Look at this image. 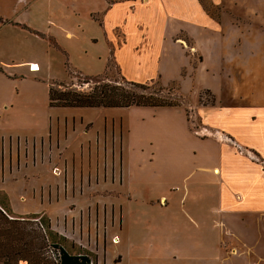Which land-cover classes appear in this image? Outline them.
I'll use <instances>...</instances> for the list:
<instances>
[{
    "label": "rangeland",
    "instance_id": "rangeland-1",
    "mask_svg": "<svg viewBox=\"0 0 264 264\" xmlns=\"http://www.w3.org/2000/svg\"><path fill=\"white\" fill-rule=\"evenodd\" d=\"M1 2L4 4V0ZM112 2L117 7L109 10L108 3ZM189 2L194 3L180 2L186 14L163 17L165 32L161 39L152 30L157 17L131 15L126 9L130 7L127 1L11 0L7 7L11 18L35 32L11 34V40L24 50L17 55L41 65V72L34 73L39 75L37 84H27L25 88L35 98V110L43 115L48 104V86L53 82L60 83L62 90L88 92L98 82L123 84V77L146 84L150 87L149 93L182 106L131 108L122 116L114 117V135L111 119L106 120V159L99 161V167L91 166L90 187H74L72 193H66V202L63 192H59L58 200L69 207V215L78 221L81 211L84 218V231L80 234L77 226L74 233L79 241L81 237V244L54 230L68 239L63 244L70 252L78 249L71 247L74 242L95 253L96 219L93 211H87V206L91 205L93 210L96 203L100 211L103 205L109 212L114 209L115 196L122 195L124 185L123 181L121 185L118 180L112 181V173L115 168L118 177L120 135L124 139L129 134L127 157H130L132 200L138 199L137 220L151 218L137 226L132 250L129 248L121 256L108 254L109 257L114 256L122 264H264L262 217L248 216L245 224L237 220L232 226L225 225L231 234L222 230L218 239L210 235V224L205 220L210 209L200 200L198 187H213L215 167L226 166L235 153L216 136L202 141L198 135L204 133L197 132L201 125L210 131L221 128L264 158V0H197L193 7ZM106 14L119 44L126 41L125 29H147L136 38L148 44L142 47L141 42L132 46L131 40L128 43L131 46L123 52V66L114 57L117 45L107 37ZM22 70L29 72L30 69L27 66ZM114 145L116 150H112ZM58 149H62L60 141ZM114 151L115 159L111 155ZM59 153L61 157L63 154ZM236 157L248 158L238 152ZM254 158L259 161L256 155ZM46 159L45 155L43 163ZM63 161L56 160V166ZM248 175L255 187H262L255 171L251 170ZM163 195L173 203L170 211L162 214L154 207L150 213L143 202L145 197H152L157 205ZM9 214L12 219L21 217L28 221L34 215ZM37 215V220L29 224L34 229L41 216L48 217L44 213ZM99 216L102 221V215ZM179 216L183 219L178 224H168V220ZM242 216L239 214L238 219ZM108 219L107 229H110L109 216ZM164 220L168 231L162 233L160 224ZM87 230L92 233L89 240ZM173 246L180 248L175 252ZM99 248L102 257L103 246Z\"/></svg>",
    "mask_w": 264,
    "mask_h": 264
},
{
    "label": "crops",
    "instance_id": "crops-1",
    "mask_svg": "<svg viewBox=\"0 0 264 264\" xmlns=\"http://www.w3.org/2000/svg\"><path fill=\"white\" fill-rule=\"evenodd\" d=\"M119 1L129 2L130 7H126V9L131 12V15L157 17L158 21L156 24L153 23L154 28L152 30L157 38L161 39L165 32L163 17L184 15L186 9L182 5L180 6V2L194 1V3L189 2V5L193 7L197 0ZM10 4L11 0H4V4L0 0V68L3 69V72H0V191L8 195L11 210L15 215L47 214L54 230L81 244V237H79L80 242L74 237V233H77V226L80 234L81 231H84L82 212L79 211L77 221L69 215L67 212L69 207L66 208L63 203L61 204L58 196L59 192H63L66 202V193L70 191L72 193L75 190L74 187H90L91 166L95 164L96 167H99V161L106 159V131L108 127L106 120L111 119L114 135V126L116 125L114 117L122 116L131 108L169 109L182 106L88 109L50 108L47 104L46 112L43 115L41 111L35 110V98L25 88L27 84L29 86L37 84L39 75L36 76L34 73L41 72V65L38 61L25 60L21 55H17L18 52L24 50L18 42L15 43L11 40V34L20 35L24 33L30 35L35 32L32 33L28 26L11 18V14L7 12V7ZM116 4L114 2L108 3L109 10L115 9ZM105 22L107 37L117 45L114 57L122 66L123 52L127 51L129 46H136L141 42L142 47L148 44L144 39L136 38L140 34H145L147 30L138 27L134 31L125 29L126 41L119 44L117 37L109 28L111 25L109 14H106ZM131 40V45H128ZM136 54L139 56L138 52ZM27 66L30 69L29 72L23 71L22 69ZM197 132L204 133L198 135L202 141L210 139V136H216L217 140L222 142L221 144H225L232 153H235L234 159L230 160L226 166L215 167L214 171L217 174L213 187H198L201 192L200 200H203L210 209L208 219L205 218L206 222L211 225V227L209 225L210 235L214 234L215 238L218 239L222 230L225 234H231L226 226L236 224L237 220L245 224L248 216L251 219L260 217L264 219V158L258 151L250 148V145L242 144L230 133L225 131L224 133L221 128L210 131L201 125ZM121 138L120 135L119 173L117 177L116 169H113L112 181L118 180L120 185L123 181L122 195L120 194L117 198L115 196L114 209L111 208L110 212L106 205L102 206V211L99 210V204L95 203L93 210L91 205L87 206V211L89 212V209L90 212L93 211L96 219L94 233L96 247L94 252L97 254L98 264H122V262L117 263L114 256L109 257L108 254L119 253L121 256L129 248L132 250V240L134 237L136 238L137 226L142 221L151 218L146 217L137 220L138 199L132 200L130 157H127V150L129 151L130 147L129 134L124 139ZM58 141L62 143L61 150L58 149ZM46 148L48 155L45 154ZM114 149L116 150L115 145L112 150ZM59 152L64 156L61 155L60 157ZM237 152L246 155L248 158L246 160L237 159ZM45 155L47 162L43 163ZM111 155L114 159L116 158L115 151L114 153L111 152ZM254 155L259 158V161L255 160ZM58 159L64 161L56 166L55 161ZM52 168L57 169L56 172ZM221 169L223 170L222 173H220ZM251 170L257 173L256 180L261 181L262 187H255V182L248 175ZM95 176L98 179L99 175L96 174ZM204 184L207 183L204 182ZM95 185L98 186L96 181ZM184 188L186 190V187ZM122 197L124 200L121 199ZM165 198L166 196H161L157 205L154 204L152 197L146 196V201L142 200L150 213L154 207H157V210L164 214L169 212L173 205ZM223 214H226L224 219L222 218ZM239 214H244V216L238 219ZM99 215H102V221ZM108 216L110 229H107L109 226ZM182 219L180 216L173 218L172 221L170 219L168 224H178ZM89 226L91 227L90 217L87 215L88 229ZM160 227L162 233L168 231L167 221H162ZM91 234L87 230L88 240L89 237H92ZM83 245L85 246V244ZM101 245L103 246L102 257L99 254ZM173 247L176 249L175 252L180 248V246ZM112 249L115 250L114 253H112ZM171 255L173 254L169 253V256ZM233 256L236 257L237 255Z\"/></svg>",
    "mask_w": 264,
    "mask_h": 264
},
{
    "label": "trees",
    "instance_id": "trees-1",
    "mask_svg": "<svg viewBox=\"0 0 264 264\" xmlns=\"http://www.w3.org/2000/svg\"><path fill=\"white\" fill-rule=\"evenodd\" d=\"M0 72H3L1 68ZM122 79L123 84L95 83L88 92L62 90L60 83L53 82L49 87L48 105L50 108L88 109L179 106L177 102L149 93L150 87L146 84ZM0 195L4 198H0V264H19L20 261L27 264H98L97 255L74 242L71 247L78 249L70 252L63 244L68 239L54 231L49 217L41 216L39 225L35 224L36 229L29 224L37 220V214L30 217L32 221L21 217L12 219L9 197L1 191Z\"/></svg>",
    "mask_w": 264,
    "mask_h": 264
}]
</instances>
